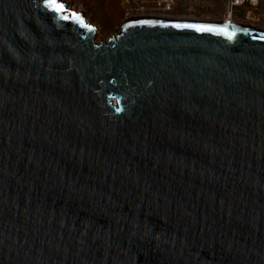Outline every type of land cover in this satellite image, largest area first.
Wrapping results in <instances>:
<instances>
[{
	"label": "water",
	"instance_id": "95a60500",
	"mask_svg": "<svg viewBox=\"0 0 264 264\" xmlns=\"http://www.w3.org/2000/svg\"><path fill=\"white\" fill-rule=\"evenodd\" d=\"M57 2L0 0V264H264V29Z\"/></svg>",
	"mask_w": 264,
	"mask_h": 264
},
{
	"label": "rangeland",
	"instance_id": "374dc122",
	"mask_svg": "<svg viewBox=\"0 0 264 264\" xmlns=\"http://www.w3.org/2000/svg\"><path fill=\"white\" fill-rule=\"evenodd\" d=\"M63 1L72 10L80 11L86 20L94 26L97 32L95 37L97 42L100 40L107 41L110 37L118 34L120 32V25L128 18L155 14L152 11L150 12L154 0ZM176 2L171 16L176 19L221 22L228 18V5L223 2L213 1L211 5H207L206 2L201 0H177ZM247 10H251L250 17H253L254 20L255 17L264 20V4H262L256 8L246 6L234 11L231 18L232 21L235 24H250V19H246Z\"/></svg>",
	"mask_w": 264,
	"mask_h": 264
},
{
	"label": "built area",
	"instance_id": "2783aa9c",
	"mask_svg": "<svg viewBox=\"0 0 264 264\" xmlns=\"http://www.w3.org/2000/svg\"><path fill=\"white\" fill-rule=\"evenodd\" d=\"M177 0H154L152 3L153 10L158 11V14H164L168 16H172V12L176 5ZM207 2L209 5L212 4L213 1L223 2L228 5V14L227 17L232 18L234 11L248 7L256 8L259 6L261 0H201ZM251 15V10H247V18Z\"/></svg>",
	"mask_w": 264,
	"mask_h": 264
},
{
	"label": "snow or ice",
	"instance_id": "6c2138e0",
	"mask_svg": "<svg viewBox=\"0 0 264 264\" xmlns=\"http://www.w3.org/2000/svg\"><path fill=\"white\" fill-rule=\"evenodd\" d=\"M46 3L53 7L55 11H63L64 6L57 2V0H46ZM67 19V17H65ZM176 27H193L196 28L198 31H221L225 35H227L229 38H231L235 33H228L224 29H214L212 27L204 26V25H175Z\"/></svg>",
	"mask_w": 264,
	"mask_h": 264
},
{
	"label": "flooded vegetation",
	"instance_id": "af4514ba",
	"mask_svg": "<svg viewBox=\"0 0 264 264\" xmlns=\"http://www.w3.org/2000/svg\"><path fill=\"white\" fill-rule=\"evenodd\" d=\"M152 11V13H155V14H158V11L156 10H153V8L150 9V12ZM155 14H151V15H143V16H155ZM156 16H163V15H156ZM142 17V16H141ZM248 20L250 19V24L251 25H255V26H258V27H261L263 28L264 26V20L263 19H260L259 17H255V20L253 19V17H249L247 18ZM252 19V20H251ZM254 20V21H253ZM249 24V23H247Z\"/></svg>",
	"mask_w": 264,
	"mask_h": 264
},
{
	"label": "bare ground",
	"instance_id": "6f19581e",
	"mask_svg": "<svg viewBox=\"0 0 264 264\" xmlns=\"http://www.w3.org/2000/svg\"><path fill=\"white\" fill-rule=\"evenodd\" d=\"M66 4V3H65ZM66 7L71 9V7L68 6V4H66ZM163 16H142L144 18H153V19H163V20H171V19H174V17H171V16H166L164 14H161ZM141 17V16H140ZM194 20V19H193ZM196 21V20H195ZM225 21V20H224ZM217 22V21H216ZM222 22V21H221ZM264 29V28H263Z\"/></svg>",
	"mask_w": 264,
	"mask_h": 264
},
{
	"label": "trees",
	"instance_id": "16d2710c",
	"mask_svg": "<svg viewBox=\"0 0 264 264\" xmlns=\"http://www.w3.org/2000/svg\"><path fill=\"white\" fill-rule=\"evenodd\" d=\"M262 4H264V0L261 1V3L259 4V6L262 5Z\"/></svg>",
	"mask_w": 264,
	"mask_h": 264
},
{
	"label": "crops",
	"instance_id": "0c3cea01",
	"mask_svg": "<svg viewBox=\"0 0 264 264\" xmlns=\"http://www.w3.org/2000/svg\"><path fill=\"white\" fill-rule=\"evenodd\" d=\"M261 3V2H260ZM207 5H209L207 2H206Z\"/></svg>",
	"mask_w": 264,
	"mask_h": 264
}]
</instances>
